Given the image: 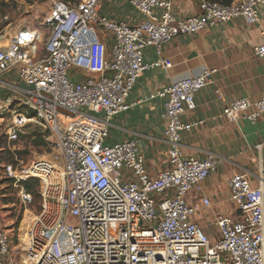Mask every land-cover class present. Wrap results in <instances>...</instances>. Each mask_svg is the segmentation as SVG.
<instances>
[{
	"label": "built area",
	"instance_id": "built-area-1",
	"mask_svg": "<svg viewBox=\"0 0 264 264\" xmlns=\"http://www.w3.org/2000/svg\"><path fill=\"white\" fill-rule=\"evenodd\" d=\"M44 1L48 36L42 51L37 29H13L9 14L0 16V140H51L63 163H41L34 172L4 167L25 206L34 196L24 182L40 180L41 201L27 230L0 229V264H264L261 162L254 165L256 183L246 172L231 176L236 215L211 220L217 237L196 220L211 199L187 198L225 161L212 152L188 156L182 144L185 132L204 123L182 116L196 109L195 94L212 82L217 68L157 92L166 98L168 144V165L157 177L149 176L138 140L106 143L112 119L130 108L131 90L152 66L144 61L146 47L161 55L178 36L238 17L259 24L264 0H203L202 12L188 17L176 16L169 0H128L142 16L135 25L102 14L104 0ZM255 54L264 58V30ZM240 117L264 120V95L235 99L219 114L228 121Z\"/></svg>",
	"mask_w": 264,
	"mask_h": 264
},
{
	"label": "crops",
	"instance_id": "crops-1",
	"mask_svg": "<svg viewBox=\"0 0 264 264\" xmlns=\"http://www.w3.org/2000/svg\"><path fill=\"white\" fill-rule=\"evenodd\" d=\"M169 1L178 17L202 12L203 0ZM101 13L131 25L142 19L128 0H104ZM259 15V24H247L238 17L192 35L178 36L164 45L161 55L154 47H146L144 61L152 66L140 75L131 90L127 99L130 108L112 119L106 140L109 145L138 140L149 176L157 177L168 165L162 118L166 98L157 92L182 78L200 74L204 68H217L212 82L195 94L196 109L182 116L186 122L204 120L203 125L183 134L186 155L202 158L212 152L225 158L217 171L202 182L201 191L194 190L187 197L190 203L200 202L202 196L211 199V206L203 207L196 217L204 229L209 228L218 214L236 215L230 201L231 176L246 172L256 183L254 165L261 162L264 169V145L259 147L264 144V120L253 123L244 117L236 121L219 118L227 103L241 97L256 100L264 95V58L255 54V48L262 42L264 6L260 7ZM106 43L110 48L112 38ZM158 61L162 63L154 65Z\"/></svg>",
	"mask_w": 264,
	"mask_h": 264
},
{
	"label": "rangeland",
	"instance_id": "rangeland-1",
	"mask_svg": "<svg viewBox=\"0 0 264 264\" xmlns=\"http://www.w3.org/2000/svg\"><path fill=\"white\" fill-rule=\"evenodd\" d=\"M49 3L44 0H1L0 16L9 14L13 22V29L21 26H28L37 29L41 36L39 37L38 47L40 51L44 49L47 39V30L43 21L48 13ZM100 32V31H99ZM43 53V52H42ZM72 75L77 71L72 70ZM47 161V162H46ZM49 162V163H48ZM41 163L53 166L63 163L62 155L57 151L54 143L46 139L43 145L36 144L31 139H21L16 142H0V229L10 230L13 233H19L26 229V220L28 215L33 217L40 210V186L41 181L30 178L36 183L33 192L34 201L32 205L25 206L19 198L20 186L13 179L7 177L4 173V167L12 164L17 172L29 170L34 172ZM47 180V176H42ZM25 186V185H24ZM26 188V187H25ZM203 230L207 234H214L217 237L218 230L214 226H209Z\"/></svg>",
	"mask_w": 264,
	"mask_h": 264
},
{
	"label": "trees",
	"instance_id": "trees-1",
	"mask_svg": "<svg viewBox=\"0 0 264 264\" xmlns=\"http://www.w3.org/2000/svg\"><path fill=\"white\" fill-rule=\"evenodd\" d=\"M1 1V0H0ZM31 140L35 141L36 144L38 145H43L45 142H46V139L45 138H42V137H36V138H30ZM1 141H5V140H0ZM36 183H33L31 180H26L24 182V185L26 187V190L31 192L33 194V192H35L34 190V187L36 186L35 185Z\"/></svg>",
	"mask_w": 264,
	"mask_h": 264
},
{
	"label": "bare ground",
	"instance_id": "bare-ground-1",
	"mask_svg": "<svg viewBox=\"0 0 264 264\" xmlns=\"http://www.w3.org/2000/svg\"><path fill=\"white\" fill-rule=\"evenodd\" d=\"M53 167L55 168H59V164L56 163L53 165ZM27 219L26 220H30V221H27L26 225L28 226V224L32 221L33 217H29L28 215H26Z\"/></svg>",
	"mask_w": 264,
	"mask_h": 264
}]
</instances>
